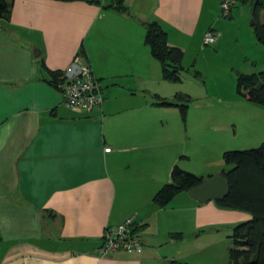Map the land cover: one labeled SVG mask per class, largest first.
Returning a JSON list of instances; mask_svg holds the SVG:
<instances>
[{
  "label": "crops",
  "instance_id": "crops-1",
  "mask_svg": "<svg viewBox=\"0 0 264 264\" xmlns=\"http://www.w3.org/2000/svg\"><path fill=\"white\" fill-rule=\"evenodd\" d=\"M11 1L0 20V264L183 262L214 249L213 228L250 220L189 193L157 208L154 194L185 159L178 140L135 131L159 109L146 100L157 66L143 23L157 22L185 54L210 30L223 37L220 0H123L128 15L104 8L115 0ZM246 4L237 1L231 18ZM76 57L101 84L102 106L91 112L70 108L49 84V72L72 76ZM130 218L142 250L101 257L105 230Z\"/></svg>",
  "mask_w": 264,
  "mask_h": 264
},
{
  "label": "rangeland",
  "instance_id": "rangeland-1",
  "mask_svg": "<svg viewBox=\"0 0 264 264\" xmlns=\"http://www.w3.org/2000/svg\"><path fill=\"white\" fill-rule=\"evenodd\" d=\"M251 3L249 0L243 8L235 9L231 19L219 13L216 19L222 25L215 29L223 37L213 46H205L202 39L200 48L193 46L186 51L180 83L164 81L158 62L152 61L157 68L146 100L157 108L152 104L158 95L168 101L175 95H184L189 100L184 97L179 103L187 105L186 115L183 119L175 108H151L135 131L144 140H178L176 150L185 159L181 169L203 179L231 169L223 163L224 152L255 149L264 143V107L237 93L239 74L264 72V46L254 35ZM108 88L107 84L105 90ZM213 230L214 249L191 255L181 263L231 264L233 227ZM192 243V238L186 239L184 249L191 251Z\"/></svg>",
  "mask_w": 264,
  "mask_h": 264
},
{
  "label": "trees",
  "instance_id": "trees-1",
  "mask_svg": "<svg viewBox=\"0 0 264 264\" xmlns=\"http://www.w3.org/2000/svg\"><path fill=\"white\" fill-rule=\"evenodd\" d=\"M56 2H72L84 0H51ZM246 4L249 0H238ZM99 4L97 1H86ZM252 20L254 35L257 42L264 46V0H252ZM104 8L114 9L121 14H129L123 0H115ZM12 10L11 0H0V20L8 22ZM231 19V17L229 18ZM145 30L144 44L148 47L151 57L158 62L162 79L170 83H180L183 70L184 53L180 48L168 45L167 34L157 22L143 23ZM211 31V30H210ZM213 32V31H212ZM79 56L85 57L83 48ZM40 70L46 71L44 61L40 60ZM49 84L57 88L60 83V72H49ZM237 93L250 103L264 107V72L239 74L237 76ZM184 95H175L172 101L156 96L152 105L158 108H175L185 118L187 105L180 104ZM223 163L231 166L221 175L228 186L227 195L214 204L222 210L243 212L251 218L233 227L229 250L231 264H264V143L258 148L244 151H226L222 154ZM203 178L182 170L174 165L170 171V181L164 184L153 196L152 202L157 208L166 207L177 195L189 193L202 183ZM179 238L180 234H171ZM171 264H186L178 261Z\"/></svg>",
  "mask_w": 264,
  "mask_h": 264
},
{
  "label": "built area",
  "instance_id": "built-area-1",
  "mask_svg": "<svg viewBox=\"0 0 264 264\" xmlns=\"http://www.w3.org/2000/svg\"><path fill=\"white\" fill-rule=\"evenodd\" d=\"M238 0H220V15L230 18L232 10ZM218 36L208 31L204 34L205 46L216 44ZM74 73L72 76L59 78L57 89L70 108L91 112L99 109L103 103L101 84L93 77L92 70L81 62L79 57L73 60ZM142 244L137 234L134 218L127 219L122 225L105 230L98 254L105 257L114 252L138 253Z\"/></svg>",
  "mask_w": 264,
  "mask_h": 264
},
{
  "label": "water",
  "instance_id": "water-1",
  "mask_svg": "<svg viewBox=\"0 0 264 264\" xmlns=\"http://www.w3.org/2000/svg\"><path fill=\"white\" fill-rule=\"evenodd\" d=\"M254 25V22L252 23ZM228 193V186L223 176L207 177L202 183L189 191V196L199 203L216 202Z\"/></svg>",
  "mask_w": 264,
  "mask_h": 264
}]
</instances>
